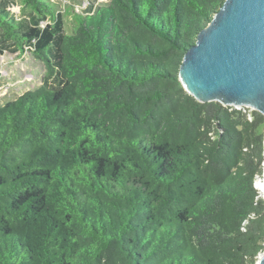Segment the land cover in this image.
Wrapping results in <instances>:
<instances>
[{"label": "trees", "instance_id": "obj_1", "mask_svg": "<svg viewBox=\"0 0 264 264\" xmlns=\"http://www.w3.org/2000/svg\"><path fill=\"white\" fill-rule=\"evenodd\" d=\"M225 1L109 0L67 33L53 0H0V53L46 65L0 104V264H257L264 114L179 79Z\"/></svg>", "mask_w": 264, "mask_h": 264}, {"label": "water", "instance_id": "obj_2", "mask_svg": "<svg viewBox=\"0 0 264 264\" xmlns=\"http://www.w3.org/2000/svg\"><path fill=\"white\" fill-rule=\"evenodd\" d=\"M179 79L200 102L264 114V0H226L185 52ZM262 179L264 198V172Z\"/></svg>", "mask_w": 264, "mask_h": 264}, {"label": "rangeland", "instance_id": "obj_3", "mask_svg": "<svg viewBox=\"0 0 264 264\" xmlns=\"http://www.w3.org/2000/svg\"><path fill=\"white\" fill-rule=\"evenodd\" d=\"M65 15V32L74 31L73 14L75 12H85L90 5L99 6L109 2V0H53ZM17 13L20 12L18 6L12 7ZM46 74L45 62L37 57L33 52L24 53L5 51L0 53V104L14 99L27 90L39 87ZM248 113L253 109L250 106H238ZM264 172V162H263ZM263 178L258 177L257 185Z\"/></svg>", "mask_w": 264, "mask_h": 264}, {"label": "bare ground", "instance_id": "obj_4", "mask_svg": "<svg viewBox=\"0 0 264 264\" xmlns=\"http://www.w3.org/2000/svg\"><path fill=\"white\" fill-rule=\"evenodd\" d=\"M261 181L259 182V184L257 185V187L261 190H263V179H260ZM257 184V183H256Z\"/></svg>", "mask_w": 264, "mask_h": 264}]
</instances>
